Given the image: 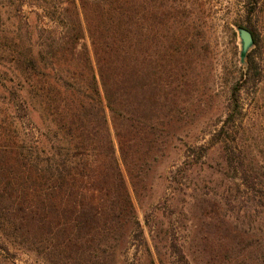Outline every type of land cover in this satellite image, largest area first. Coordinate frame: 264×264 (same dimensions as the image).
<instances>
[{
    "label": "trees",
    "instance_id": "obj_1",
    "mask_svg": "<svg viewBox=\"0 0 264 264\" xmlns=\"http://www.w3.org/2000/svg\"><path fill=\"white\" fill-rule=\"evenodd\" d=\"M137 1L64 0L59 40L5 42L2 249L7 241L45 264H115L116 246L139 230L120 163L144 181L156 142L152 114L165 89L163 72L151 71L156 62L164 68L161 59L150 60L133 33L145 5ZM260 3L247 0L249 13ZM244 28L258 49V30ZM170 50L167 58L174 44ZM248 57L243 86L261 77ZM226 121L234 124L233 115ZM226 152L232 178L264 199V174L241 153L228 146ZM169 248L184 261L179 246L170 242Z\"/></svg>",
    "mask_w": 264,
    "mask_h": 264
},
{
    "label": "rangeland",
    "instance_id": "obj_2",
    "mask_svg": "<svg viewBox=\"0 0 264 264\" xmlns=\"http://www.w3.org/2000/svg\"><path fill=\"white\" fill-rule=\"evenodd\" d=\"M141 1L133 33L150 60L161 59L164 68L156 62L151 71L163 72L165 92L152 114L156 142L144 181L120 163L140 228L116 246L114 263L264 264V199L232 178L225 162L228 146L264 174V0L252 14L247 0ZM66 6L64 0H0V57L9 40H59ZM244 26L255 27L261 42L241 62L237 28ZM172 44L176 50L167 58ZM249 55L261 77L243 86ZM170 242L184 261L171 254ZM4 243L0 264H45Z\"/></svg>",
    "mask_w": 264,
    "mask_h": 264
},
{
    "label": "water",
    "instance_id": "obj_3",
    "mask_svg": "<svg viewBox=\"0 0 264 264\" xmlns=\"http://www.w3.org/2000/svg\"><path fill=\"white\" fill-rule=\"evenodd\" d=\"M237 33L241 45L240 60L243 62L248 50L254 45V39L251 32L243 27L237 28Z\"/></svg>",
    "mask_w": 264,
    "mask_h": 264
}]
</instances>
